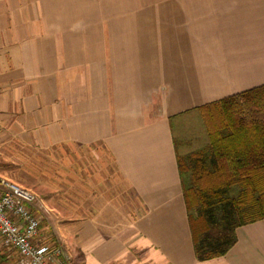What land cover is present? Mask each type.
<instances>
[{
  "label": "crops",
  "instance_id": "1",
  "mask_svg": "<svg viewBox=\"0 0 264 264\" xmlns=\"http://www.w3.org/2000/svg\"><path fill=\"white\" fill-rule=\"evenodd\" d=\"M262 85L264 0H0V179L19 149L100 146L139 213L114 228L34 192V242L69 264H264V219L197 260L169 123ZM18 259L0 237V264Z\"/></svg>",
  "mask_w": 264,
  "mask_h": 264
},
{
  "label": "trees",
  "instance_id": "2",
  "mask_svg": "<svg viewBox=\"0 0 264 264\" xmlns=\"http://www.w3.org/2000/svg\"><path fill=\"white\" fill-rule=\"evenodd\" d=\"M199 261L225 255L264 219V85L169 118Z\"/></svg>",
  "mask_w": 264,
  "mask_h": 264
},
{
  "label": "rangeland",
  "instance_id": "3",
  "mask_svg": "<svg viewBox=\"0 0 264 264\" xmlns=\"http://www.w3.org/2000/svg\"><path fill=\"white\" fill-rule=\"evenodd\" d=\"M6 156L2 178L35 193L67 192L73 206L87 208L103 224L120 228L139 213L136 198L100 146L50 153L19 149Z\"/></svg>",
  "mask_w": 264,
  "mask_h": 264
},
{
  "label": "built area",
  "instance_id": "4",
  "mask_svg": "<svg viewBox=\"0 0 264 264\" xmlns=\"http://www.w3.org/2000/svg\"><path fill=\"white\" fill-rule=\"evenodd\" d=\"M36 194L20 184L0 179V237L19 254L15 264H69L61 246L37 244L43 210L36 208Z\"/></svg>",
  "mask_w": 264,
  "mask_h": 264
}]
</instances>
